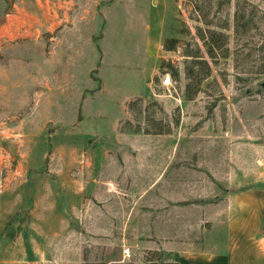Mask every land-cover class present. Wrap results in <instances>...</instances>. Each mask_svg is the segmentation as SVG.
Segmentation results:
<instances>
[{"label": "rangeland", "instance_id": "rangeland-1", "mask_svg": "<svg viewBox=\"0 0 264 264\" xmlns=\"http://www.w3.org/2000/svg\"><path fill=\"white\" fill-rule=\"evenodd\" d=\"M236 197H264V0H0V264L220 252Z\"/></svg>", "mask_w": 264, "mask_h": 264}, {"label": "crops", "instance_id": "crops-1", "mask_svg": "<svg viewBox=\"0 0 264 264\" xmlns=\"http://www.w3.org/2000/svg\"><path fill=\"white\" fill-rule=\"evenodd\" d=\"M18 26L19 17L14 19V27ZM230 202L239 213L227 221L220 252L182 249L176 264H264V197H236ZM247 210L252 213L246 217Z\"/></svg>", "mask_w": 264, "mask_h": 264}, {"label": "trees", "instance_id": "trees-1", "mask_svg": "<svg viewBox=\"0 0 264 264\" xmlns=\"http://www.w3.org/2000/svg\"><path fill=\"white\" fill-rule=\"evenodd\" d=\"M223 38L225 37L224 35H222V34H220ZM199 36L200 37H203L202 35H200L199 34ZM204 39V38H203ZM204 41V45H205V47H206V54L208 55V57L209 58H211L212 60L213 59H215V56H214V44H215V40L213 39V37H211L210 38V41H208V40H203ZM167 43H170V45H171V43H174V39H170V40H168V42ZM172 46V45H171ZM171 46H169V47H167V49L169 50V49H171ZM218 49H219V46L217 47ZM195 60V64L196 65H202V67H204L207 71H206V74L205 75H208V73H209V65H208V63H207V61L206 60H198V57L199 56H197V55H194V56H192ZM188 72H189V74L188 75H190L191 74V70L189 71L188 70ZM175 76V75H174ZM189 86H190V84H188L187 85V89L189 90L190 88H189ZM190 91V90H189ZM176 263H177V259H176Z\"/></svg>", "mask_w": 264, "mask_h": 264}, {"label": "built area", "instance_id": "built-area-1", "mask_svg": "<svg viewBox=\"0 0 264 264\" xmlns=\"http://www.w3.org/2000/svg\"><path fill=\"white\" fill-rule=\"evenodd\" d=\"M160 83L162 86H170L171 85L170 77L168 75H165V77L160 81ZM123 254L125 256H128L129 255V249L128 248L124 249Z\"/></svg>", "mask_w": 264, "mask_h": 264}]
</instances>
